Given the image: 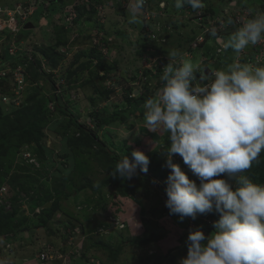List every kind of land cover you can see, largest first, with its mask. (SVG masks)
I'll return each mask as SVG.
<instances>
[{
  "label": "rangeland",
  "instance_id": "rangeland-1",
  "mask_svg": "<svg viewBox=\"0 0 264 264\" xmlns=\"http://www.w3.org/2000/svg\"><path fill=\"white\" fill-rule=\"evenodd\" d=\"M133 2L134 0H99L93 12V0H0L1 17L11 20L17 6H21L22 10L25 7V19H30L34 26L22 33L25 40H19L22 37L21 29L13 27L8 31L5 27L3 30V20L0 19V56L8 48L12 54L26 52L28 57L23 59L25 62L21 63L20 60L11 68L15 70L17 78L21 73H26L31 61L38 60L41 69L62 86L55 93L42 73H34L30 75L27 88H24V83L21 88L19 84L17 90L9 85V91L15 94V102L6 95L1 104L10 121L16 119L13 113L23 103L33 106L37 100L39 107L47 108L43 142L45 150L49 151V159H45L43 166L29 147L23 146L19 151L13 148L12 154L5 158V166L0 172V206L6 212L11 211L12 203L6 197L9 195L10 182L12 183L10 180L21 165L34 164L33 169H40L42 173L44 171L41 177L45 179L39 185H42L45 195L42 194L41 197L47 193L53 195L54 187L61 190V194L54 199L57 203L53 217L56 234L52 235L42 228L34 231L32 237L29 235L27 239L23 238V234L13 241H6L7 236H0V260L5 264H36V257L43 249L51 251L54 248L58 250L56 256H48L54 264H69L65 255H73L78 250L84 255V260L96 264H158L161 259H164L161 264H178L181 258L187 256L186 241L189 232L202 228L199 224L201 222L212 226L217 220L215 212L198 215L196 219L200 222L197 223L192 218H185L180 222L178 216L169 214V209L165 206V189L171 171L166 165L165 153L170 146L169 134L162 130H147L144 120L146 110L143 106L131 108L127 105V88L131 87L138 97L142 92L143 81L151 78L145 71L154 72L157 67L164 69L171 63L168 53L172 51L177 53L173 61L175 66H179L182 59L191 60L196 66L197 79L193 82L194 87L211 82L200 79L206 66H210L212 70H224L234 62L264 65L263 41L249 45L237 54L232 49L221 48L211 32L205 40L207 28L212 27L207 26L209 23L214 25L212 30L226 40L249 18L259 14L254 11L262 8L264 0H203L205 7L197 10H193L187 3L177 9L175 0H146L143 10L138 13V22L130 23L129 9ZM88 17L90 21L86 22ZM58 18L65 24L68 34L55 32ZM76 19L79 20L77 24ZM201 19L207 25H201L204 24ZM4 22L5 25L8 23ZM148 35H154L156 39L146 38ZM203 39V44L196 43ZM144 41L145 50L150 56L143 51ZM58 42L64 46L58 45L54 50L63 55L61 59L58 58L56 69L51 67L50 60L43 53L36 50L37 59L33 57L36 47H54ZM91 51L97 52L99 56L92 57ZM256 51H260L258 55ZM83 65L85 67L80 68ZM70 66L71 72L67 74ZM78 70V74H73ZM39 78L42 79L40 83ZM156 83L154 80L153 84ZM41 84L46 88L42 89ZM94 84L107 93L96 91ZM2 91L0 86V92ZM54 96H60L61 103L69 106L70 111L90 128H94V120L90 117L92 113L108 111L114 114L117 110L119 117L100 128L98 133L108 147L122 158L127 155L131 159L133 150L144 152L149 157L150 164H154L144 173L150 180L138 176L132 180L115 176L123 186L124 193H119L115 184L103 186L96 193L91 189L80 191L82 185L106 182L113 176L112 171L117 163H110L111 166L106 171L101 166V159L94 157V150L74 153L69 141L74 138L76 128L69 116L56 109ZM152 98H157V93ZM28 99L31 100L26 102ZM69 126L72 128L69 129ZM155 135L159 136L155 138ZM13 143L15 145L18 141L15 139ZM28 153L35 156V162L28 161ZM262 155L264 156V152L260 156ZM173 162L179 164L182 170H188L179 155L174 156ZM24 177L27 176L20 178L18 175L19 183L31 190L28 194L21 193L18 196V206L21 209L18 218H21L24 211L29 220L37 224V219L29 209V199L40 197L41 194L38 192L39 187H35ZM250 177L256 178L255 172ZM192 180L199 184L195 176ZM60 181L64 182L63 187L58 185ZM16 190L21 191L19 188ZM75 191L80 192L75 194ZM15 194L12 193L13 197ZM123 220L126 222L125 228V224L118 223ZM65 224H69L70 228L66 229ZM202 230L206 235L209 234L207 230ZM153 234L162 238L145 245L137 243ZM13 236L15 234H10V237ZM105 243L113 249L122 246L123 250L116 262L110 261L109 253L102 247ZM61 254L64 258H61Z\"/></svg>",
  "mask_w": 264,
  "mask_h": 264
},
{
  "label": "clouds",
  "instance_id": "clouds-1",
  "mask_svg": "<svg viewBox=\"0 0 264 264\" xmlns=\"http://www.w3.org/2000/svg\"><path fill=\"white\" fill-rule=\"evenodd\" d=\"M145 3L146 0H134L130 4V23L138 22V13ZM184 3L193 10L205 7L203 0H175V7L182 8ZM261 7L254 11L259 14L249 18L226 40L212 30L214 26L207 31L205 40L211 32L221 48L237 54L264 41V3ZM168 55L171 63L164 69L157 67L158 73L151 71L150 76V85L160 78L158 82L163 86L157 98H149L143 105L147 130L169 134L170 146L165 153L171 171L165 206L180 222L185 218L195 221L198 215L213 212L219 216L213 222L212 233L206 235L202 228L189 232L187 256L178 264H264V184L243 175L264 152V65L234 62L224 70L210 69L200 79L211 82L194 87L197 76L193 62L182 59L175 66L177 53L172 51ZM133 97H137L135 92ZM176 155L188 166L187 171L173 162ZM149 165L150 159L144 152L133 150L131 159L125 155L112 175L132 180L138 170L146 174ZM189 170L199 184L189 178ZM118 223L125 224V228V220ZM56 251L43 249L36 264H54L48 256H56ZM82 255L78 250L65 257L69 264H77ZM0 264L5 262L0 260Z\"/></svg>",
  "mask_w": 264,
  "mask_h": 264
},
{
  "label": "trees",
  "instance_id": "trees-1",
  "mask_svg": "<svg viewBox=\"0 0 264 264\" xmlns=\"http://www.w3.org/2000/svg\"><path fill=\"white\" fill-rule=\"evenodd\" d=\"M58 1H64V0H55V2H58ZM93 2L94 4L92 5V11L95 12V6L99 4V0H93ZM81 18L82 17L80 16L79 19ZM60 20H61L60 18L56 20L55 32L60 33V34H68V31L65 30L64 28L65 24H63L62 21ZM85 21L86 22L90 21V17L86 18ZM50 22L51 20L49 19L48 23ZM78 22L79 20L76 19L75 24H77ZM23 32L24 30L21 32L20 35L22 37L19 38V40L26 39L22 34ZM58 45L64 46L58 42L57 44H55L54 47H36L35 49V51L37 50L39 51V53H43L44 57L50 60L51 67L54 69H56L59 64L58 58L61 59L63 57L61 53H57L54 51L57 49ZM5 48H6V44H5ZM145 48H146V44L144 41L143 51L148 53V51H146ZM8 49L5 51L3 50L4 52H2V55L0 56V59H2V62L0 63V86L1 88H3V91L0 92V122H1V125H0V172L3 170V167L5 166L4 165L5 158L9 157V154L11 153L13 148L19 151L20 148L23 146L29 147L31 152L36 156V158L42 163L43 166H44L43 162L45 161L46 158H48L47 154L49 153V151L47 152L45 150V146H44L45 143L43 142V139L45 136L43 133V127L47 121V116H46L48 112L47 108L39 107L37 104V100L33 99L35 100L33 106H27L23 103V105L18 107V110L13 113L16 119L10 121L8 117L5 116V113L1 106V104L3 103L2 99L6 95H8L11 98V101L13 103L15 102L14 101L15 94L9 91L10 90L9 85H13V88L17 90L19 88L18 87L19 79L15 75V72H14L15 70H12L14 68L12 66L15 64L17 65V63L20 60H21L20 61L21 63L25 62L23 59L24 58L27 59L28 57L26 52H17L15 54H12V53H9ZM37 51L33 55L35 59H37L36 58V54H38ZM96 53L95 51H91V56L94 58L95 56H99ZM83 55H86V53L83 52ZM147 55L150 56L151 54L148 53ZM35 61L33 62L31 61L29 64V67L27 65L26 73H21V74H26V79H24L23 81L24 88L29 83L28 81H29L30 75L34 73H38V72L40 74L42 73L43 77L49 83H51V87L53 90H55V92H57V90L62 88V86L59 85V81L58 83H56V80L54 78H51L47 74V72L41 69L40 65H38V60H35ZM84 67L85 65L81 66L80 68H84ZM63 70H65V67L63 68ZM70 72H71V66L68 69L67 74H69ZM74 72L73 74H78L77 72H79V70L74 71ZM145 73L147 76L149 75V77L152 75L150 70L148 71L146 70ZM38 81L40 83L42 79L39 78ZM149 83H150V78L149 80L143 81L142 92L138 97H133L134 90L131 89V87L127 88L126 103L128 106H130L131 108L142 107L149 98H152L156 93L158 94L159 90H157L156 87L150 86ZM43 87L44 85L41 84L42 89ZM93 87L95 88L96 91L104 92L105 94L107 93L106 90H104L102 87H99L96 84H94ZM20 91H22V89H20ZM29 100L31 99H28L26 102H29ZM53 100L55 102L54 105L56 109L63 112V114L69 116L70 122H72V124L76 128L74 138H72L69 141L70 148L74 151L75 154L77 153L76 151H79V153L80 152L84 153L89 150H94V157L101 159V166L106 171L111 166L110 163L112 162L118 163L122 159L120 155H118L113 150H111L110 147H108V144L104 140L101 139L98 133V130L100 128H103L106 124H109L111 120L119 117L118 116L119 112L117 110L115 111L114 114L113 113L110 114L108 111L92 113L90 117L93 118L94 120L93 121L94 128H90L85 123L81 122V120L70 111L69 106L63 105L61 103L62 98L60 96H54ZM71 128L72 127L69 126V129ZM158 136L159 135H155V138H157ZM15 139L18 141V143L14 145L13 141ZM150 155L154 156V154L152 153ZM103 158L105 160H102ZM153 165L154 164H150L149 168L152 167ZM34 167H35L34 164L33 165L29 164L28 166L21 165L17 173L10 180L12 181V183L10 182L11 187H9L8 189L9 195L6 198H8L9 201L12 203L11 211L6 212L4 208L0 206V236L2 235L7 236V238L9 239L8 241L12 239L10 238V234H15V238H18L20 234H23V238L26 239V233H29L30 236H32V233L34 231L41 229V228H44L48 233L52 235H55L57 232L56 228L53 226L54 225L53 217L55 216L56 209H57L56 208L57 203H56V200L54 199L61 194L60 193L61 190L57 187H54L53 195L52 194L49 195V193H47L46 196L41 197L43 196L42 194L45 195V193L41 189L42 185L41 184L39 185V182L45 179L41 177L43 176L42 174L44 173V171L42 173L40 169H33ZM254 172H255L256 178L252 179L250 176L251 174L253 175ZM244 173L246 176L252 179L253 182L264 184V156L263 155L260 156L257 159V161L253 162L252 167L248 170H245ZM187 174L189 175L190 179L193 178V175L190 170L188 171ZM18 175L20 178H22L23 176H27V177H24L27 179V181H29L31 184H34L35 187H39L38 192H40L41 194L40 197H37V198L31 197L29 199L30 201L29 209L31 213L34 215V217L37 219L38 225L30 221L29 218L24 214V211H22L23 213L21 214V218L20 219L18 218V215L21 212L20 206H18L19 204L17 201L18 196L21 193L28 194V192L31 190V189H26L25 184L19 183ZM137 176L147 181L148 179L150 180L149 177H147L144 173L139 172V170H138ZM109 184H115L118 188V192L124 193L123 186L119 183V181L116 180V177L114 176L108 178L106 182H104L103 184L102 183L101 184L100 183H95V184L88 183V184L82 185L79 188V190L81 191V190L91 189V191L96 193V192H99L103 186L105 187V186H108ZM58 185L63 187L64 182L60 181V184ZM17 188H19L21 191L18 192L19 190H16ZM80 191H75V194L79 193ZM14 192L16 194L13 197L12 193ZM47 203H52L53 205L50 208L43 209V207ZM37 209H40V212H37ZM214 215L217 219L219 218L218 214L215 213ZM195 221L198 222L199 220L195 219ZM199 224L201 225L203 229L207 230L209 234L214 231V228L212 226H209L202 222ZM65 228L69 229L70 225L65 224ZM161 238L157 236L156 234H153L150 238L138 240L137 243L140 245H145V244H149L152 242H157ZM102 247L105 248L106 251L109 253V258L111 259L110 260L111 262H116L118 260V256L121 254L123 250L122 246H120L117 249H113L109 245H106V243L102 245ZM82 256L83 258H85L84 255ZM162 262H164V259L159 260L158 264H161ZM173 262L174 263L176 262V256H175V259L173 258ZM80 264H90V263L89 261L82 259Z\"/></svg>",
  "mask_w": 264,
  "mask_h": 264
},
{
  "label": "bare ground",
  "instance_id": "bare-ground-1",
  "mask_svg": "<svg viewBox=\"0 0 264 264\" xmlns=\"http://www.w3.org/2000/svg\"><path fill=\"white\" fill-rule=\"evenodd\" d=\"M24 4H27V3H24ZM23 6V5H22ZM27 6V5H26ZM25 11H26V9H25V7H24V10H22L21 9V6H17L16 7V10H14L13 11V15H14V18L13 19H11V20H7V19H5V18H3V17H1V15H0V19H2L3 21H2V23L1 24H3L4 25V27H3V30H5V27H6V29L8 30V31H11V29L13 28V27H17V28H19V29H21V31L18 29V31H20V32H22L23 30H28V29H26V26L28 25V24H32V22L30 21V19L28 20V18L27 19H25V17L27 16L26 14H25ZM31 19H33V17L31 18ZM207 20V19H206ZM4 21H7L8 23L5 25V22ZM21 22H24L23 23V25H25L24 27H23V25L21 26V27H19L20 26V23ZM204 21H202V19H201V23H203ZM8 32H5V34H7ZM15 58V57H14ZM16 59V58H15ZM16 76H17V74H15ZM155 81H157V83L155 84V85H153V84H151L150 86H152V87H156L157 88V90H160V88L163 86V84H161V83H159L158 82V80H157V78H155ZM22 83H23V81H22ZM21 83V84H22ZM20 84V83H19ZM21 84H20V86H21ZM58 91V90H57ZM56 93V92H55ZM6 101V100H5ZM4 101V102H5ZM26 156H27V158H28V161L30 160V161H32V162H35V156L34 155H31L30 153H28V154H26ZM48 204V203H47ZM45 207V206H44ZM43 207V209H45ZM37 212H40V209H37Z\"/></svg>",
  "mask_w": 264,
  "mask_h": 264
},
{
  "label": "built area",
  "instance_id": "built-area-1",
  "mask_svg": "<svg viewBox=\"0 0 264 264\" xmlns=\"http://www.w3.org/2000/svg\"><path fill=\"white\" fill-rule=\"evenodd\" d=\"M207 22H210V20H208ZM209 24H210V25H207V26H214V25H212V23H209ZM201 25H203V24H201ZM209 30H210V28H207V31H209ZM149 37H151V38H153V39H156V36H154V35H153V36H149V35H148V38H149ZM203 40H204V39H203ZM203 40H202V41H203ZM202 41L200 40V41H198V42L201 43ZM263 42H264V41H263ZM195 45H196V44H195ZM259 52H260V51H256V54L258 55ZM157 73H158L157 70H155V71H154V74H157ZM18 79H19L18 82L21 84V83H22V79H24V74H22V75L20 74V75L18 76ZM19 87L21 88V86H19Z\"/></svg>",
  "mask_w": 264,
  "mask_h": 264
},
{
  "label": "water",
  "instance_id": "water-1",
  "mask_svg": "<svg viewBox=\"0 0 264 264\" xmlns=\"http://www.w3.org/2000/svg\"><path fill=\"white\" fill-rule=\"evenodd\" d=\"M27 29H29V28H34V26L32 25V24H28L27 25V27H26ZM213 64V63H212ZM210 66H206V68H205V70H204V74H207L208 72H210ZM52 206V203H48V204H46L45 205V209H47V208H50ZM27 236H29V234L27 233L26 234Z\"/></svg>",
  "mask_w": 264,
  "mask_h": 264
}]
</instances>
